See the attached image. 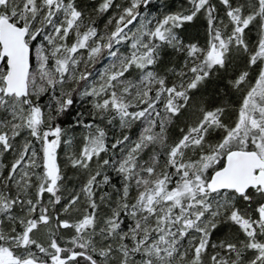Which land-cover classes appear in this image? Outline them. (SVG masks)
Returning <instances> with one entry per match:
<instances>
[{
    "label": "snow or ice",
    "instance_id": "6c2138e0",
    "mask_svg": "<svg viewBox=\"0 0 264 264\" xmlns=\"http://www.w3.org/2000/svg\"><path fill=\"white\" fill-rule=\"evenodd\" d=\"M0 0V264H264V0Z\"/></svg>",
    "mask_w": 264,
    "mask_h": 264
},
{
    "label": "trees",
    "instance_id": "16d2710c",
    "mask_svg": "<svg viewBox=\"0 0 264 264\" xmlns=\"http://www.w3.org/2000/svg\"><path fill=\"white\" fill-rule=\"evenodd\" d=\"M169 2L171 3L172 0H169ZM176 2L178 3L179 0H176ZM153 4L156 6L155 8H153V11L155 12L157 9L160 8L161 0H153Z\"/></svg>",
    "mask_w": 264,
    "mask_h": 264
}]
</instances>
